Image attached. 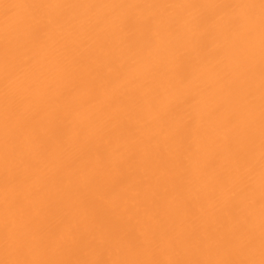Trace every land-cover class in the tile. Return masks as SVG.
Masks as SVG:
<instances>
[{
    "label": "bare ground",
    "instance_id": "bare-ground-1",
    "mask_svg": "<svg viewBox=\"0 0 264 264\" xmlns=\"http://www.w3.org/2000/svg\"><path fill=\"white\" fill-rule=\"evenodd\" d=\"M259 3L0 0V260H259ZM6 4L23 6L6 13ZM34 4L50 7H26ZM246 4L257 7H207ZM233 16L244 18L237 29L227 26ZM21 116L30 135L16 130ZM185 122L187 136L176 137ZM6 174L34 233L19 257L5 242ZM222 183L251 186L255 208L238 212L253 231L249 253L220 243L236 223ZM8 218L21 223L19 213Z\"/></svg>",
    "mask_w": 264,
    "mask_h": 264
},
{
    "label": "snow or ice",
    "instance_id": "snow-or-ice-1",
    "mask_svg": "<svg viewBox=\"0 0 264 264\" xmlns=\"http://www.w3.org/2000/svg\"><path fill=\"white\" fill-rule=\"evenodd\" d=\"M23 5L17 4H6L3 5L6 13H11L13 9L22 7ZM26 7L32 8H45L50 5L34 4L26 5ZM57 7H60L59 5ZM84 7L93 8L95 5H87ZM106 7L119 8L124 7L123 5H107ZM128 7H138L136 5H129ZM207 7H215L218 9L225 8H247L254 9L257 7L255 4L246 5H209ZM260 9V34H261V197H260V259L254 258L246 259H168V260H112L107 261L103 259H77V260H38V259H23V258H6L0 260V264H264V0H260L258 5ZM104 20L95 21L94 27H99L103 24ZM248 23H253L254 18L247 17ZM244 23V18L240 16L231 17L227 26L230 29H237ZM29 36L31 40H37L39 38L36 32H30ZM6 48H5V71L10 74L11 62L9 61L10 49L7 47L8 36H5ZM190 65V57H185L182 64L178 65L177 74H186L188 66ZM109 73L113 75L114 79H119L121 76V67L116 64L110 65L108 69ZM27 98L21 97L18 104L26 103ZM12 122V114L6 108L5 113V164L6 167L9 163V157L11 152L8 148L9 135L11 132L10 124ZM190 122H185L175 128L176 137H186L188 126ZM30 122L26 117H19L16 121V130L24 135H30ZM246 167L248 175H251L254 171L252 161L245 156H237V168ZM15 177H11L6 174L5 185V207H6V218H5V242L8 247H11L17 253V257L23 254L24 248L28 243V236L31 234L34 237V233L30 232L31 216L25 208L24 198L16 196L10 198L8 195L7 185L12 184ZM222 187L226 192H231V200L229 201L231 208L234 212V219L236 223L234 227L223 237L220 238V243L228 247L238 250L240 253L251 252L254 235L251 227H244L247 222V217L243 220L240 219L238 212L242 205L246 206L249 213L255 208V201L251 197V186L240 187L238 183H233L229 186L227 183H222ZM10 213H19L21 216V223L17 224L13 220H9L8 215Z\"/></svg>",
    "mask_w": 264,
    "mask_h": 264
}]
</instances>
